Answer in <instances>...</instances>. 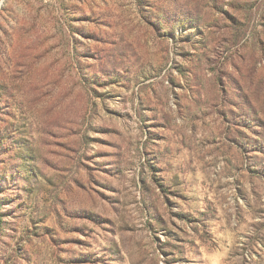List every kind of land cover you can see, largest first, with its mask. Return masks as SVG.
<instances>
[{
	"label": "rangeland",
	"instance_id": "obj_1",
	"mask_svg": "<svg viewBox=\"0 0 264 264\" xmlns=\"http://www.w3.org/2000/svg\"><path fill=\"white\" fill-rule=\"evenodd\" d=\"M0 264H264V0H0Z\"/></svg>",
	"mask_w": 264,
	"mask_h": 264
},
{
	"label": "trees",
	"instance_id": "obj_2",
	"mask_svg": "<svg viewBox=\"0 0 264 264\" xmlns=\"http://www.w3.org/2000/svg\"><path fill=\"white\" fill-rule=\"evenodd\" d=\"M0 224H1V219H0Z\"/></svg>",
	"mask_w": 264,
	"mask_h": 264
}]
</instances>
